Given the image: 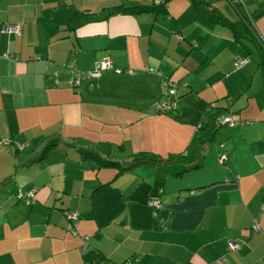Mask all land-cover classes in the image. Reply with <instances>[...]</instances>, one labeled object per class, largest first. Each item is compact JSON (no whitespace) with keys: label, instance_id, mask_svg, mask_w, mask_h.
<instances>
[{"label":"crops","instance_id":"crops-1","mask_svg":"<svg viewBox=\"0 0 264 264\" xmlns=\"http://www.w3.org/2000/svg\"><path fill=\"white\" fill-rule=\"evenodd\" d=\"M200 1L108 15L155 0H0V264H264V57L235 69L245 51L207 13L236 21L264 0ZM105 59L127 71L77 82ZM167 78L186 84L177 99ZM199 98L253 121L221 129L202 167L116 175L75 146L176 160L207 119Z\"/></svg>","mask_w":264,"mask_h":264},{"label":"trees","instance_id":"trees-1","mask_svg":"<svg viewBox=\"0 0 264 264\" xmlns=\"http://www.w3.org/2000/svg\"><path fill=\"white\" fill-rule=\"evenodd\" d=\"M169 0H160L155 4L147 6V5H139L133 8L126 7H114L107 12L108 15L122 12V11H130L137 13H144L149 11H157L167 9V2ZM236 4L241 5L242 1L233 0ZM196 5L203 4V1L193 0ZM208 16L210 19L216 23H219L223 26H226L230 32L232 37L240 43L242 49L245 51V56L237 57L235 60V69H241L248 65L249 58L248 54L252 51H257L262 58L264 57V46L259 41V34L256 30L255 20L261 17H264V8H259L253 12H249L247 18L233 21L229 19L224 13L221 12L218 8H212L211 10H207ZM78 15L74 17V20ZM181 34H179L180 36ZM194 44V43H193ZM238 58L246 59V63L240 67L236 65V61ZM119 73H125L127 70L124 68H117L114 66L112 69ZM152 72V71H150ZM166 89L168 90L169 96H174V99H177L178 94L176 89L179 85H186L183 82L175 81L172 79H164L162 83ZM178 90V89H177ZM195 106L202 110V112L207 116V119L197 126L196 131L192 137L190 146L191 151L185 155L178 157L176 160L170 159L166 156H162L160 154L150 153V152H138L132 154L129 157L127 163H123L121 160L115 159L113 156H103L95 147L84 148L79 144H76V148L80 153V156L84 158L94 159L100 166L104 167H114L118 169V173L116 175H120L121 173L142 164H154L158 167V173L162 176L167 175H179L191 170H194L198 167L204 166V158L207 155L210 145L215 141L216 136L221 131V127L230 126L228 123L224 122L225 117H231L232 119L238 121V125H243L246 123H253L250 119H241L234 118L232 115L228 114V107L214 105L213 103H209L204 101L202 98H199L195 102ZM176 100L174 102H170L165 104L163 107L164 113H170L176 115ZM152 112V110L150 111ZM231 126V127H235ZM59 138H53L48 142L46 146V150L56 146L58 144ZM24 145V144H21ZM19 149L23 150L24 148ZM45 154V151L44 153ZM231 179V178H230ZM260 226V225H259ZM253 228V227H252ZM254 231V230H253ZM261 231V227H260ZM256 231V232H260Z\"/></svg>","mask_w":264,"mask_h":264},{"label":"built area","instance_id":"built-area-1","mask_svg":"<svg viewBox=\"0 0 264 264\" xmlns=\"http://www.w3.org/2000/svg\"><path fill=\"white\" fill-rule=\"evenodd\" d=\"M160 0H156V2H159ZM237 1H242V0H237ZM3 31L6 33L9 32H14L16 34H20L21 33V26L18 24H6L3 27ZM4 56L8 57V54H5ZM246 63V59L244 58H238L236 61V65L238 67L244 65ZM114 68V65L112 64V62L108 59L102 60L100 62H98L96 64V67L89 72H80L78 74L77 77V82L81 83L83 80L87 79V78H91L93 76H96L97 74H99L101 71L106 70V69H112ZM149 71H153V69L149 68ZM224 122L228 123L230 126H235L238 125V121L232 119L231 117H225L224 118ZM25 145H21L20 148H24ZM152 204H155V202H152ZM68 217L70 219V223H69V228L73 231H75L74 229V221L77 219V214L73 213V212H68ZM253 230L254 231H260V226L258 223H256L255 225H253ZM230 246L232 248L236 247V244L233 242H230Z\"/></svg>","mask_w":264,"mask_h":264},{"label":"rangeland","instance_id":"rangeland-1","mask_svg":"<svg viewBox=\"0 0 264 264\" xmlns=\"http://www.w3.org/2000/svg\"><path fill=\"white\" fill-rule=\"evenodd\" d=\"M254 26H256V25H254ZM238 57H243V55H238ZM251 57L254 58V59H258V60H260L262 62V58H261L260 54L257 51H255V50L251 54ZM223 128H225V126L221 127V129H223ZM123 157H126V159H129V158H127V155H123ZM156 166L157 165H154V164H145V165L137 166L136 168H134V170H136V171H140V170H151V169L154 170ZM103 168H109V169L111 168V169L118 170L117 168H114V167H104L103 166Z\"/></svg>","mask_w":264,"mask_h":264}]
</instances>
